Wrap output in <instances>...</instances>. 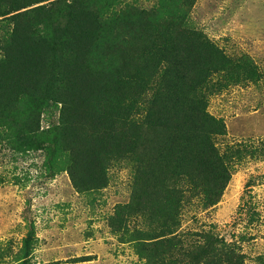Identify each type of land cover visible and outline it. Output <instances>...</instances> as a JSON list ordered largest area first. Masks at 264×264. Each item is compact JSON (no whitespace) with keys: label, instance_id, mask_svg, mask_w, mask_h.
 I'll return each instance as SVG.
<instances>
[{"label":"trees","instance_id":"1","mask_svg":"<svg viewBox=\"0 0 264 264\" xmlns=\"http://www.w3.org/2000/svg\"><path fill=\"white\" fill-rule=\"evenodd\" d=\"M194 4L0 0V137L42 147L46 170L67 172L78 192L105 187L109 167L124 161L129 200L108 224L142 264H244L214 230H179L184 202L216 204L229 162L242 158L234 146L220 153L225 125L209 97L259 79L250 56L227 55L193 26ZM53 108L57 123L41 129Z\"/></svg>","mask_w":264,"mask_h":264},{"label":"rangeland","instance_id":"2","mask_svg":"<svg viewBox=\"0 0 264 264\" xmlns=\"http://www.w3.org/2000/svg\"><path fill=\"white\" fill-rule=\"evenodd\" d=\"M154 0H139L149 7ZM193 26L229 56L247 54L259 79L231 83L209 97L207 110L221 119L220 153L234 146L231 177L220 200L203 207L184 202L180 232L212 229L239 246L244 264L264 255V0H195ZM1 55V51H0ZM59 111L41 114L40 127ZM45 150H18L0 137V264H142L131 247L110 231L108 218L129 200L132 172L124 161L108 169V184L78 192L67 172H48ZM140 226V225H139ZM26 244V247H25ZM21 260V259H20Z\"/></svg>","mask_w":264,"mask_h":264}]
</instances>
